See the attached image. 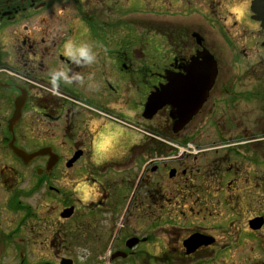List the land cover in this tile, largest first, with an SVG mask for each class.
<instances>
[{"label":"flooded vegetation","instance_id":"flooded-vegetation-1","mask_svg":"<svg viewBox=\"0 0 264 264\" xmlns=\"http://www.w3.org/2000/svg\"><path fill=\"white\" fill-rule=\"evenodd\" d=\"M122 1L0 0V264H62L63 258H70L68 254L74 248L76 235L74 233L71 240L69 235L73 233L71 230L74 218L80 211L78 204L85 207L82 214L89 215L86 230H89L90 222L97 223L99 218L101 221L105 220L107 214L113 219L116 215L119 216L120 223H123L121 232L126 230L124 225L129 222L128 218H147L151 228L154 223L162 220L155 217L156 204L152 200L147 199L146 204H143L144 201L137 197L140 188H154V179L151 181L145 171H140L139 158L144 159L143 154L148 153L139 149L132 129L127 130L129 133L121 131L118 148L108 158L98 161L91 148L96 133L113 123L108 122L99 112L129 121L131 126L137 125L136 111L128 108V101L122 111L116 112L118 105H108L105 97L106 86L111 90V83L119 86L114 81V75H110L113 69L108 70L107 63H117L122 59L124 62H132L142 56L132 47L139 44L140 28L136 25L138 13L133 11L137 6L131 4L137 0H126L125 5ZM157 3L160 4L161 11L146 12L147 18H153L154 21L150 22L151 27L149 24L146 26L148 39L152 42L145 45L154 47V51L159 53L156 43L163 40L167 50L163 58V72L186 75L185 69L192 59H196L202 52L211 55L218 71L208 96L213 94V100L208 104L206 101L200 112L205 109L206 104L210 113L221 111L223 105L226 113L231 116L230 120L243 127L242 132L246 135L247 140L244 142L240 140L233 143L232 139H226L218 144H229L216 146V154L229 147H233L229 150L233 154L239 149L246 153L243 166H238L237 160L229 154L225 158L221 157L222 160L216 159V177H220L221 182L212 187L213 196L227 203L231 198L233 185H236L238 194H243L242 201L249 200L251 194L256 198L258 194V205L264 206V172L260 171L261 168L264 169V116L260 119V128L252 135L242 119L248 115L246 110L242 111V107L248 106L246 104L253 97L250 95L252 91L242 87L247 92H241V86H237L235 80L237 76L246 77L247 73H250L248 76L256 83H262L264 78V0H157ZM226 4L244 6V27L258 33L257 42L261 50L256 63L238 75L231 74L223 61L240 68V61H245L248 57L239 42L240 37L231 32L239 27V19L226 10ZM220 12H226V18L220 17ZM124 15H131L129 24H123ZM81 26L87 27V35L82 33ZM124 26L130 32L134 31L131 37L128 35L129 31L124 34ZM161 27L164 30L167 28V33L164 32L161 37L149 31L155 28L161 32ZM70 37L86 39L94 45L97 53L95 64L80 67L66 63L62 47ZM124 43L130 44L126 45L129 48L125 54L122 49L119 51ZM155 56L149 55L153 60ZM65 67L71 69V72L80 73L85 78L84 84L74 82L61 83L59 87L51 86L48 82L49 71ZM89 74H92L93 81L87 79ZM151 74L155 75L156 83L166 82L163 75L155 72ZM89 83L98 87L93 90L88 86ZM129 86L134 90L133 80ZM88 93L95 106L80 100H87ZM79 102L87 107L80 106ZM167 119V126L164 120V124L158 128L149 125L148 130L163 139L169 138L170 119ZM211 121L218 130L219 117L214 116ZM93 127L95 131L92 130ZM151 146L157 157L164 156V151L158 147L155 150L153 142L147 145L148 148ZM77 150L83 151L84 166L81 168L82 172L76 174L75 165L70 169L65 165ZM36 153L38 155L27 158ZM21 155L26 156L23 159ZM249 164H255L259 170L251 173ZM164 168L165 172L170 170L167 166ZM149 169L152 175L158 171V167H147ZM179 171L184 179H187V175L190 177L199 173L198 169L192 171L186 166L180 167ZM176 176L177 170L174 178ZM168 178L171 180L169 176ZM82 183L94 191L85 193L81 188ZM120 188L126 189L128 196L115 204L114 198ZM80 194L87 198L80 197ZM165 202L168 200L164 196L162 204ZM175 203L177 210L184 201L181 199ZM189 203L192 204V201ZM143 206L147 208L146 212L139 217L140 207ZM69 207L74 208L72 217L62 220L61 212ZM131 209L135 210L132 218L129 215ZM192 213L187 208L176 216L187 218L193 216ZM168 227H159V231L166 233ZM132 229L133 235H137L139 228L133 226ZM144 233L140 237L147 241L149 233L153 232L150 229ZM194 233L198 232H190L185 238L180 236L183 239L177 241L179 254L181 251L184 253L182 241ZM133 235L131 236L134 237ZM129 238L131 237L120 238L118 244L110 248V254L124 253L131 264H138L139 246L130 251L126 246ZM101 240L102 237H99V241ZM106 240L105 238L102 247L96 249L95 254L107 252ZM162 240L166 247L170 246L166 238ZM259 241L264 246L263 235L259 237ZM209 249L211 248L200 249L192 256L184 255L185 260L199 258ZM141 252L148 251L142 248Z\"/></svg>","mask_w":264,"mask_h":264},{"label":"rangeland","instance_id":"rangeland-1","mask_svg":"<svg viewBox=\"0 0 264 264\" xmlns=\"http://www.w3.org/2000/svg\"><path fill=\"white\" fill-rule=\"evenodd\" d=\"M122 2H124L125 5L126 0H123ZM131 4L133 6H137L136 9H133V11L142 14L138 17L136 25L138 28H141L139 30V42H143V44L140 45V43L139 47L137 46L133 48L136 49L137 53L142 56H145L146 54H153L154 56L157 55L155 57L160 58L158 60H161L163 62V58L165 57L167 50L165 48V45L163 44L162 39L160 41H157L158 43H156L159 53H156L154 51V47L145 45V43L152 42L151 39H148V33L146 30L148 29V27L146 26L147 24H149V27H151L150 22L154 21L153 18H146L145 13L147 11H161L162 9L160 8V4L157 3V0H137L136 2ZM132 15L135 16L134 13H132ZM226 16V12H220V17L226 18ZM129 17H131V15L123 16V24L130 23L128 21ZM160 21L163 20H158V22ZM237 22L239 24V27L234 28V30L231 32H234L236 37H240L239 42L243 45V49L245 50V54H247L248 59L245 61H240V68L236 67V64L232 66V64L223 61L228 66V70H230L231 74L233 75L242 73V71L246 70L247 67L255 64L259 56H261V50L257 42L258 33L246 29L244 27L243 18L237 20ZM155 28L153 29V31H149L155 32V35L159 34L160 37L163 36L164 32L167 33V28L166 30H164V28L161 27V32ZM127 31H129L128 28L124 26V34ZM133 33L134 31L131 30V32H128V35L131 37ZM158 39L159 37H157L156 40ZM161 61L156 62L149 58L147 62H142L138 65L144 69L148 68L150 71L157 70L158 72H160L161 69H164L165 67V63H161ZM107 66H110V64H107ZM128 66L130 67L131 64L129 63ZM116 73L120 74V77L117 76V79L120 80V82H118L119 86L117 87L115 83H111L113 90L106 86L105 97L107 104L109 105V103H114V105H118L119 107L117 106L115 110L116 112H120L127 106L128 101V108L135 109L136 111L137 123H139V121L142 122L138 125L139 132H134L133 134L136 137L137 141L140 142L139 149L141 148V150L144 151L148 143L154 142L157 144V142H159V144L166 148V150L164 151L166 153L165 156L171 155L168 149L172 148L167 143L157 141L154 137L150 138L149 136H146L144 134L146 133L147 135H152V133L147 130L149 124L151 123L154 125V127L158 128L159 126L164 124L165 120L167 126V112H160L153 120L149 122L144 123L143 121H141V114L145 100L151 90L150 88L156 83L155 76H143L144 73L131 71L128 73L124 71H122L121 73ZM249 74L250 73H247V76L243 78L237 76L235 80L236 85L241 86V88H239L241 89V92L246 91L243 90L242 87L250 88V90L252 91L250 95H253V97L249 101V103L246 104L248 106L242 107V111L244 112V110H246V113L248 115L242 117V115L240 114V116L242 117L245 126L248 127L249 131L253 135L254 132H256L260 128V119H262V117L264 116V78L262 79V83H256L254 79H251V76H248ZM132 80L138 85V92L134 90L133 95L131 93L132 89L129 86ZM212 95L208 97L207 104L210 103L211 100H213ZM88 96L89 98L87 100H80L84 103L90 104L91 106H95V103L91 100L90 93H88ZM207 104L205 106V109L182 132L176 135H173L171 133L172 135H170V137L165 140L166 142L182 146L192 144L193 147L197 151H199V153L195 155L185 154L183 155L184 159L183 156H181L178 161H174L173 159L165 161L166 164L170 165L172 168L177 169L176 177L178 178V180H170L168 176H165L164 178H162L160 183H156L158 177L160 178L166 175V168H164L163 165H158V171L156 173L152 175L150 173L151 171L147 170V173L145 174L151 181L152 179H154V188H148V190L140 188L137 192V197L144 201L143 204H146L147 199L152 200L153 203L156 204V206L154 207V215L155 217L162 218L161 222L154 223L151 228V225L150 223H148L149 220L147 218H135L134 220H130L128 218L129 222H126V224L124 225V228L126 230L121 232L123 223H120L119 216L116 215L115 219H113L110 215L107 214V218L104 216L105 220L101 221V218H99V222L97 223L90 222L91 225L89 227V230H86V226H89V215L82 214V211L85 207L78 204L80 211H78V214L74 218V227L73 230H71L73 231V233L69 235V240H71L75 233V243L73 250L70 254H68V256L71 257L75 264H82L80 256L83 255L84 249L90 251L91 255L83 261V264H101L105 262V259L110 256L109 252L103 254H95L96 249L103 246L105 238L107 239L106 245L108 251L110 247L112 249L117 245L118 241L115 242L117 238L115 241L113 240L117 234L119 236L118 239L124 236L132 237L131 235H133V226L139 228V231L137 230L138 234L133 235L134 237H140L145 234V230L149 231L150 229L154 234L149 236V242L147 243L148 245L141 244L139 246V252L137 256L138 264H192L200 257H204L203 261L209 259L208 256L213 254L215 249L218 252L217 256H215L216 258L214 257L215 260L213 259L214 261L212 260L207 264H264V246L259 241V237L261 235L264 236V226L260 229V231H256L255 233H251L249 228L247 227L248 220L254 217L262 216L255 215L256 213L260 212V209L264 208L258 206V194L256 195V198H254V196L251 194V198L249 200L245 199V204H243L241 201L243 194H238L236 185H233L234 188L230 193L231 198L227 203L222 202L218 197H215L212 194V187L218 186L221 182L220 177H216L215 162L217 160H222L221 157L225 158L229 154L230 156H233L235 160H237L238 166H243V157L246 153L243 149H239L235 150L237 153L233 154L229 151V149L233 147L225 148L223 151L217 152L218 154H214L213 151H215V148L218 145L229 144H218L219 141L232 139L233 143H237L240 140L244 142L247 140L246 135L242 132L243 127L238 126L235 121L232 122L230 120L231 116L226 113L227 110L223 105H221V111L218 110L215 113H210ZM214 116H218L220 119L218 130H216L211 121ZM109 126H115L120 130V132L121 129L123 130L122 124L120 123L119 126L113 124ZM216 133H218V136ZM222 134H226L229 137L221 136ZM144 140L148 141V143H143L145 142ZM161 145H157V147L160 148ZM242 145H244V143H242ZM146 150H148V148H146ZM146 153H148V155L145 154L144 159H139L142 164L144 163V161H148L149 159L151 160L152 158H154L153 154H150L149 151H147ZM113 154H115V152ZM174 155L179 156L178 154ZM146 157H148V159H146ZM83 161L84 160L81 159L75 164L74 171L76 172V174L82 172L81 168L84 166ZM249 165L251 173L259 170L258 166H256L255 164ZM182 166H186L192 171L198 169L199 173L197 175L193 174L190 177L187 175V179H184L180 176L181 171H179L180 167ZM260 171L264 172V169L261 168ZM181 190H183L182 193H179V191ZM79 196L85 197V195L83 196V194H80ZM124 196H128V192L126 191V189H118L114 198V203L117 204L118 202H121ZM164 196L166 200H168V202L162 204ZM181 199L184 201V204L176 210L175 201ZM189 201H192V204H190ZM187 208H190L193 211V216H187V218L185 216H183L182 218H178L176 216L180 211H182L183 209L186 210ZM146 209L147 208L144 206L143 208L140 207L138 213L139 217L144 215ZM134 212L135 210L131 209V212L129 214L130 217L134 216ZM195 214L197 217L194 216ZM169 215L171 216L169 219H167ZM92 218L94 217H90V219ZM165 221L167 222L163 224V222ZM164 225L169 226V229L166 233L159 231L161 230V228L159 227H162ZM172 227L177 228L173 229ZM194 231L200 234L214 237V239L216 240V244L213 248L209 249L206 252V255L199 256V258L195 257L191 260H185L187 256L185 257L182 251L180 252V254L177 251V241H181L183 239L182 237H186L190 232ZM159 235L165 237L170 243V246L168 245V247H166L159 240ZM77 236L79 238H77ZM83 237H86V239L84 240ZM99 237H102L101 241H99ZM143 245H145L146 247ZM226 245L230 246L223 248ZM33 246H35V244ZM140 247L146 248L148 252H141L142 248ZM130 262V260H119L116 261L115 264H131Z\"/></svg>","mask_w":264,"mask_h":264},{"label":"clouds","instance_id":"clouds-1","mask_svg":"<svg viewBox=\"0 0 264 264\" xmlns=\"http://www.w3.org/2000/svg\"><path fill=\"white\" fill-rule=\"evenodd\" d=\"M225 8L228 12L234 13L237 19H242L246 14L243 5L226 4ZM81 30L84 35H87L88 29L86 26H81ZM62 55L66 58V63L80 67L91 66L97 61V53L94 50V45L86 39L68 38L63 44ZM87 79L93 81L92 74H89ZM48 82L53 87H59L61 83L72 84L76 82L84 84L85 78L80 73L71 72V69L65 67L50 70L48 73ZM88 86L93 88V90L98 87L94 83H89ZM92 130L95 131V127ZM120 137V130L111 126H105L103 130L97 132L91 144L94 157L99 161L111 156L118 148ZM81 187L85 190V193L94 191V189L89 188L83 183ZM90 255V251L87 249L83 250V255L80 256L82 264Z\"/></svg>","mask_w":264,"mask_h":264},{"label":"water","instance_id":"water-1","mask_svg":"<svg viewBox=\"0 0 264 264\" xmlns=\"http://www.w3.org/2000/svg\"><path fill=\"white\" fill-rule=\"evenodd\" d=\"M215 71L210 64H194L188 71L186 82L178 81L170 75V83L161 87L148 98L143 117L149 119L159 109L165 105H170L173 108V115L177 118L174 132H178L198 112L206 100L216 76ZM195 240L197 239H191L190 244ZM199 240L200 236L198 237Z\"/></svg>","mask_w":264,"mask_h":264},{"label":"bare ground","instance_id":"bare-ground-1","mask_svg":"<svg viewBox=\"0 0 264 264\" xmlns=\"http://www.w3.org/2000/svg\"><path fill=\"white\" fill-rule=\"evenodd\" d=\"M195 217H197V216L195 215Z\"/></svg>","mask_w":264,"mask_h":264}]
</instances>
